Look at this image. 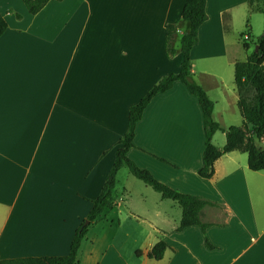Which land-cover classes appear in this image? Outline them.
I'll use <instances>...</instances> for the list:
<instances>
[{
  "label": "crops",
  "instance_id": "0c3cea01",
  "mask_svg": "<svg viewBox=\"0 0 264 264\" xmlns=\"http://www.w3.org/2000/svg\"><path fill=\"white\" fill-rule=\"evenodd\" d=\"M183 3L48 0L32 14L22 0H0L7 24L0 35V259L68 252L114 161L129 106L180 69ZM205 10L191 78L221 127L240 125L229 74L240 49L235 37L244 26L247 39L260 35L264 24L253 17L261 11L250 0H206ZM167 23L177 27L173 53ZM214 137L222 147L224 132ZM204 140L198 100L182 81L152 96L127 155L170 187L216 202L200 214L209 225L177 229L181 210L173 213L161 195L141 197L138 210L114 192V207L89 224L106 223L109 240L85 256L79 250L76 264H264V168L250 169L248 153L232 150L214 161L211 177L200 176ZM160 239L162 257H148Z\"/></svg>",
  "mask_w": 264,
  "mask_h": 264
},
{
  "label": "trees",
  "instance_id": "16d2710c",
  "mask_svg": "<svg viewBox=\"0 0 264 264\" xmlns=\"http://www.w3.org/2000/svg\"><path fill=\"white\" fill-rule=\"evenodd\" d=\"M22 1L27 11L34 14L48 0ZM205 5L206 0H184L180 15L182 19L188 22V28L179 39V50L182 55L180 69L177 72L161 76L137 102L129 106L127 129L118 139L119 146L115 150L114 161L105 176L99 194L92 199L90 210L75 230L68 252L62 255L50 256L6 257L0 259V264H76L80 243L87 226L98 218L105 209L113 208L115 205L116 174L122 166H126L130 173L158 191L161 197L177 201L181 208L177 229L193 224L202 228L209 225L208 222L201 220L200 214L204 206L215 205L216 202L170 187L155 178L149 170L139 167L127 155L128 149L133 146L136 122L141 118L145 106L152 96L170 88L175 80L182 81L187 90L197 98L202 112L205 140L202 151V165L198 169L200 176L211 177L214 172V161L223 153L232 150L248 153L247 164L250 169L259 170L264 168V146H258L255 143L256 139L264 137V27L262 33L257 36L253 49L247 53L246 58L234 62V80L238 91L237 106L242 116V124L223 128L212 118V100L204 89L191 78L190 50L198 41L200 24L207 18ZM250 8L261 11L264 23V0H250ZM16 16L20 17L21 15L16 13ZM6 26V21L0 14V35L4 32ZM176 28L175 23H167L165 26L166 49L169 53L174 52L172 42ZM242 45L246 51L251 46L246 41H243ZM255 45H257L256 49H254ZM218 130L223 131L225 134V142L222 147H218L212 142V136ZM166 247V242L160 239L147 251V256L160 258Z\"/></svg>",
  "mask_w": 264,
  "mask_h": 264
},
{
  "label": "rangeland",
  "instance_id": "374dc122",
  "mask_svg": "<svg viewBox=\"0 0 264 264\" xmlns=\"http://www.w3.org/2000/svg\"><path fill=\"white\" fill-rule=\"evenodd\" d=\"M254 14L255 15L253 19L256 18L257 16L259 18V25H263L264 23H263L262 14L261 13H254ZM254 22H255V19H254ZM255 25H256V22H255ZM241 30H243V32L240 35L237 34V37H235L237 38L238 46L240 48L237 54L238 60H244L246 58L247 53L251 49H253V42L256 40L257 36H259V34H253L251 36L252 38L250 37L249 39H245L244 33H248L249 28L247 26H244V28H242ZM243 41H247L251 45L248 51H246L243 48L242 46ZM230 73H231V77H233L234 76L233 66L231 67L229 71V74ZM229 74L226 70V72L223 73V76L226 77ZM217 134H220V131H217ZM217 140L215 137L212 138V142L214 144H216ZM256 143L258 145H263L262 141H260L259 139H256ZM114 192L116 194L120 193L119 195L131 197V200L138 207V210L140 206L139 202L141 203V200H140L141 197L143 196L149 197L150 194L155 195V196H160V193L158 191L154 190L150 185L144 183L141 179L137 178L132 173H130V171L128 170L126 166H122L116 175V184L114 187ZM165 200L173 204V206L171 207V211L173 213L175 212L177 213L181 210L180 205L177 203V201L172 200L170 198H166ZM124 214L125 213L123 214L121 213L120 215L124 216ZM97 224L98 225L92 224V225L87 226L86 232L81 240L80 247H79L80 248L79 254H81V256H85L87 249L91 248L92 245H95L98 250H101V248L106 244L107 240H109L110 236L104 237L105 235L104 232L107 228V226L105 225L106 223L104 224L102 223V221H98ZM81 264H85L84 260H82Z\"/></svg>",
  "mask_w": 264,
  "mask_h": 264
},
{
  "label": "built area",
  "instance_id": "2783aa9c",
  "mask_svg": "<svg viewBox=\"0 0 264 264\" xmlns=\"http://www.w3.org/2000/svg\"><path fill=\"white\" fill-rule=\"evenodd\" d=\"M247 37H248V36H247L246 34H244V38L247 39Z\"/></svg>",
  "mask_w": 264,
  "mask_h": 264
},
{
  "label": "water",
  "instance_id": "95a60500",
  "mask_svg": "<svg viewBox=\"0 0 264 264\" xmlns=\"http://www.w3.org/2000/svg\"><path fill=\"white\" fill-rule=\"evenodd\" d=\"M256 48H257V45H255L254 49H256Z\"/></svg>",
  "mask_w": 264,
  "mask_h": 264
}]
</instances>
